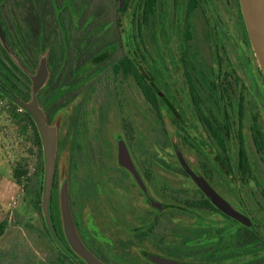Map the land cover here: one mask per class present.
<instances>
[{
	"label": "trees",
	"instance_id": "16d2710c",
	"mask_svg": "<svg viewBox=\"0 0 264 264\" xmlns=\"http://www.w3.org/2000/svg\"><path fill=\"white\" fill-rule=\"evenodd\" d=\"M133 3L132 20L127 28H123L122 16L127 8L120 6L119 0H0V26L5 38L4 43L0 38V87L25 102L30 101L32 86L28 74L34 73L41 56L45 55L49 77L38 93V100L48 124L52 125L59 112L73 105L65 135L58 139L57 164L61 150L67 146L70 203L80 231H83L84 224L79 223L78 214H83L102 194L112 209L122 206L120 202H114L109 192L113 190L110 184L131 191L130 183L123 179L126 173L107 163L110 142L106 130L109 112L115 105L121 114L124 136L131 153L150 185L154 180L153 161L169 172L189 177L178 162L174 166L157 156L156 148L172 147L173 135L166 119L174 127L173 133L180 145L195 151L201 158L204 177L211 181L217 173L221 174L217 163L196 141L189 139L188 130L172 114L170 106L175 107L176 97L163 71L167 67H160L147 47L149 40L150 44L159 47L158 34L163 26L160 0H134ZM110 6L114 8L112 13L108 12ZM196 6V0H189L182 33L183 71L194 111L215 146L220 162L229 169L232 167L229 144L233 140L235 124L238 163L243 175L248 176L251 167L245 148V119L247 114H251L252 138L257 150L263 152L261 116L257 109L251 108L243 91L245 86L234 71L224 74L221 81L223 65L219 58L217 76L212 67H202L196 60V50L189 43L193 40L190 17ZM215 41L218 50L217 47L223 43L220 38ZM111 49L118 53L111 58V65L103 63L87 69L92 60ZM127 83H133L131 86L142 97L146 106L144 111L149 114L145 117V133H148L151 148L140 149L143 155L136 153L142 144L144 131L134 126L122 99V89ZM0 101L7 103L9 118L18 126L19 134L26 138L25 147H28L29 140V152L36 150L37 161L33 169L27 159L21 158L13 169V178L30 197L34 208L42 212L44 155L38 129L32 117L2 93ZM57 189L56 173L51 218L64 250L56 244L45 222L46 231L56 245V252L47 256L46 264H85L69 246L62 229L57 213ZM159 192L164 196L166 208L158 206L144 212L141 209L130 211L135 216V224L127 226L129 239L139 247L149 243L156 254L189 264H264V254L240 260L264 250L258 233L222 213L196 185L162 187ZM198 211L206 216H221L225 225L197 226L181 220V213ZM7 225L6 220L0 221V236L5 233ZM87 233L80 236L81 240L104 264H155L151 260L131 258L129 254L113 258L95 236ZM257 245L262 246L259 250L253 249Z\"/></svg>",
	"mask_w": 264,
	"mask_h": 264
},
{
	"label": "rangeland",
	"instance_id": "374dc122",
	"mask_svg": "<svg viewBox=\"0 0 264 264\" xmlns=\"http://www.w3.org/2000/svg\"><path fill=\"white\" fill-rule=\"evenodd\" d=\"M121 1L122 7L126 6L127 8L122 16L121 24L123 28H127L128 22L132 20L134 0ZM160 1L163 9V26L158 34L159 47L157 48L153 42V44H150L149 39L147 47L155 57L157 64L160 67H167V70L163 68V71L172 88L173 95L176 97L175 107L170 106L172 114L188 130L189 139L196 141L200 148L217 163L221 174L217 173L211 181L202 177L201 158L195 151L180 145L179 140L174 136L173 132L175 129L169 119H166V122L169 131L173 135L171 136L172 147L168 149L156 148L157 156L164 158L174 166H177V162L181 166L178 158V153H180L187 166L196 175L203 178L212 188L215 193L212 198L217 207L221 210L225 204L235 213L247 218L250 227L259 234L260 238L264 239V151L260 152L257 150L252 138L250 130L251 114L246 115L243 129L245 148L248 153L251 171L248 176H244L238 163L239 144L235 124L233 140L229 144L232 164L229 169L220 162L215 146L198 121L194 111L185 80L183 62L181 61L182 32L185 26V12L188 2L187 0ZM209 1L210 4L206 3L205 0H201L192 13L193 40H188V42L190 41L189 43H192L196 50L198 63L202 67H212L216 76L219 74L218 62L220 60L223 65L221 81L224 79V74L234 71L245 86L243 91L247 101L251 103V108L259 111L260 121L264 128V75L255 51L252 49L253 47L251 48L245 44L244 39L246 37L244 36L245 30L242 20L237 19L236 16L234 17L232 3L235 0H232L230 4L232 11L226 8L227 6L222 0ZM111 9L114 8L110 6L109 13H112L113 10ZM212 12L216 15L215 19ZM218 38H220L223 45L218 46L217 50L214 41L218 40ZM125 39L126 37L124 36V42ZM116 54L118 53L113 49L107 51L92 60L87 69L90 70L103 63L106 66L111 65V58ZM42 60L47 63L45 55L41 56L40 64ZM228 65L232 67H228ZM38 68L39 66L36 67L34 73L28 74L32 86V97L34 95L32 77L35 76ZM47 80L41 89L44 88ZM127 84L122 89L124 92L122 99L125 100L126 111L128 109L127 113L132 117L134 126L136 125L144 131L143 135H145L141 139L142 144L137 148L138 151L136 153L137 155H143V152H139L140 149L151 148L147 138L148 133H145V117L149 114L144 111L146 106L142 97L131 86L133 83ZM38 93L36 95L37 100ZM38 103L40 104L39 100ZM72 107L73 105L71 108L63 109L55 117L52 126L58 133V139L65 135L68 115L71 113ZM120 117L121 114L115 105L114 109L109 112L106 136L110 142V154L107 163L109 166L122 169L126 173L123 179L129 182L131 186V191H129L110 184L113 190H109V192L114 202H120L122 206L119 207L116 204L115 210L112 209L107 203L105 194H102L99 200L89 205L83 214H78L79 223L84 224L83 231L76 227V220L70 203L71 191L68 184L69 148L66 146L60 152L56 170L58 183L57 202L59 206L57 213L64 231L61 213V192L66 185L69 191L72 218L76 231L78 235L80 234L79 236H85L89 232L99 240L113 258L118 259L121 255L129 254L131 258L137 257L140 260H151L155 264H161L158 262L159 258L170 259L156 254L152 249L153 246L149 243H145L142 248L129 239L130 235L127 226L130 223L135 224V216L130 214V211L141 209L140 211L144 212L147 209L153 210L154 207L157 208L158 206L159 208H166L167 204L164 203L166 202L164 196L162 197L159 192L162 187L172 188L183 185L193 187L196 183L191 177L169 172L167 168L153 161L151 167L153 166L154 180L150 185L131 153L124 136L125 132ZM127 117L130 118L129 116ZM24 141H26V138L19 134L18 126L8 116L7 103L0 101V221L6 220L8 223L5 233L0 236V264H46L47 256H51L53 252H56V245L51 241L46 231L44 211L39 212L34 208L30 197L26 195L22 186L18 185L13 178V169L21 158L27 159L31 169H33L37 161L36 150L33 149L32 152H29L30 141L28 140L27 142L28 147H25ZM120 142L126 148L119 144ZM115 179L119 180L118 178ZM151 202L157 204L162 202L163 204L156 206L151 204ZM198 212L181 213V220L197 226L225 225V220L219 215L206 216L202 214V211ZM259 246H253V249L259 250ZM262 254H264V250H259L257 253L248 255L240 260ZM78 257L82 259L80 256Z\"/></svg>",
	"mask_w": 264,
	"mask_h": 264
},
{
	"label": "water",
	"instance_id": "95a60500",
	"mask_svg": "<svg viewBox=\"0 0 264 264\" xmlns=\"http://www.w3.org/2000/svg\"><path fill=\"white\" fill-rule=\"evenodd\" d=\"M241 10L243 13L246 29L249 35V39L253 50L255 51L257 60L262 69L264 75V0H239ZM121 6H122V1ZM0 38L2 42H5V38L0 26ZM48 78V68L45 60L41 61V64L35 74L32 77L33 92L34 95L30 101H23L22 99L11 95L6 90L0 87V93L4 94L9 100L14 102L22 110L26 111L34 120L38 129L44 155V179H43V199L42 208L44 211L45 222L56 244L62 248L52 223L51 218V199L52 190L55 182V174L57 167V153H58V133L56 129L48 124L47 117L43 109L40 107L36 95L42 88ZM124 148V144L122 143ZM127 150V149H126ZM128 152V151H127ZM178 158L183 169L190 175L199 189L211 200L214 201L212 195L214 191L209 184L201 177L196 175L185 163L181 154L178 153ZM221 210L236 218L242 223L248 224L249 220L234 211H232L227 205L222 206ZM61 213L63 218V226L66 239L71 249L80 256L86 264H104L100 261L83 243L78 235L74 221L71 214L69 203V191L65 185L61 192ZM64 250V248H62ZM161 264H184L177 261H170L166 259H158Z\"/></svg>",
	"mask_w": 264,
	"mask_h": 264
},
{
	"label": "flooded vegetation",
	"instance_id": "af4514ba",
	"mask_svg": "<svg viewBox=\"0 0 264 264\" xmlns=\"http://www.w3.org/2000/svg\"><path fill=\"white\" fill-rule=\"evenodd\" d=\"M197 1V6H196V8L198 7V5H199V3H200V1L201 0H196ZM222 1H224L225 2V6H227L226 8H229V10H231L232 11V9L230 8L231 6H230V4H231V2H232V0H222ZM187 2L189 3V0H187ZM205 2L206 3H208V4H210V1L209 0H205ZM160 3H161V1H160ZM233 4V14H234V17L236 16V18L237 19H240V20H242V22H243V28H244V30H245V32H244V36L246 37V39H244L245 40V44L247 45V46H249V47H251L252 48V45H251V42H250V39H249V35H248V32H247V29H246V25H245V21H244V17H243V13H242V10H241V5H240V1L239 0H235V2H233L232 3ZM188 5V4H187ZM187 7V6H186ZM159 8L162 10V7H161V4H160V6H159ZM195 8V9H196ZM195 9H194V11H195ZM193 11V12H194ZM192 12V13H193ZM212 15H213V17H214V19H215V13L214 12H212ZM191 17H192V14H191ZM191 17H190V21H191ZM185 18H186V12H185ZM185 21V20H184ZM191 23H192V21H191ZM183 33V32H182ZM253 49V48H252ZM181 51H182V49H181ZM182 54H183V52H182ZM182 62H183V56H182V60H181ZM40 64V63H39ZM47 65V64H46ZM38 66H40V65H38ZM183 67H184V63H183ZM182 167V166H181ZM183 168V167H182ZM184 170V169H183ZM185 171V170H184ZM186 172V171H185ZM187 173V172H186ZM187 175H188V173H187ZM189 177H190V175H188ZM202 177L205 179V180H207L205 177H204V175H203V172H202ZM197 186V185H196ZM198 187V186H197ZM199 188V187H198ZM215 203V202H214ZM215 206H216V208H218L217 207V205H216V203H215ZM219 209V208H218ZM220 210V209H219ZM222 211V210H221ZM222 213H224L223 211H222ZM225 215H227L228 217H230L231 219H233V220H235V221H237L238 223H241V224H244V225H246V226H249L250 227V225L249 224H245V223H242V222H240L239 220H237L236 218H234V217H232V216H230V215H228V214H226V213H224ZM259 235V234H258ZM260 237V236H259ZM261 239V244L262 245H264V239H262V237L260 238Z\"/></svg>",
	"mask_w": 264,
	"mask_h": 264
}]
</instances>
